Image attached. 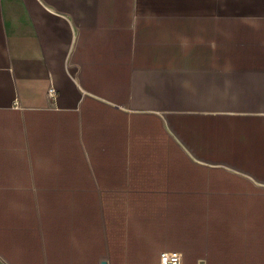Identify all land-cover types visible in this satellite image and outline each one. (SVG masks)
I'll return each mask as SVG.
<instances>
[{
	"label": "crops",
	"instance_id": "obj_1",
	"mask_svg": "<svg viewBox=\"0 0 264 264\" xmlns=\"http://www.w3.org/2000/svg\"><path fill=\"white\" fill-rule=\"evenodd\" d=\"M165 252L264 264V0H0V259Z\"/></svg>",
	"mask_w": 264,
	"mask_h": 264
},
{
	"label": "built area",
	"instance_id": "obj_2",
	"mask_svg": "<svg viewBox=\"0 0 264 264\" xmlns=\"http://www.w3.org/2000/svg\"><path fill=\"white\" fill-rule=\"evenodd\" d=\"M58 92L54 87L48 91L50 101L57 99ZM160 264H183V255L177 252H165L160 255Z\"/></svg>",
	"mask_w": 264,
	"mask_h": 264
},
{
	"label": "rangeland",
	"instance_id": "obj_3",
	"mask_svg": "<svg viewBox=\"0 0 264 264\" xmlns=\"http://www.w3.org/2000/svg\"><path fill=\"white\" fill-rule=\"evenodd\" d=\"M0 264H5V263L0 259Z\"/></svg>",
	"mask_w": 264,
	"mask_h": 264
}]
</instances>
